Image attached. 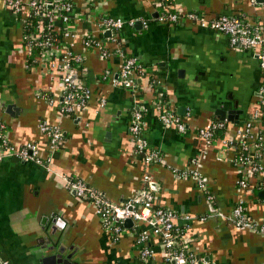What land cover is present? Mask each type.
<instances>
[{
    "label": "crops",
    "instance_id": "0c3cea01",
    "mask_svg": "<svg viewBox=\"0 0 264 264\" xmlns=\"http://www.w3.org/2000/svg\"><path fill=\"white\" fill-rule=\"evenodd\" d=\"M66 24L76 34L73 50L81 56L76 81L86 87L84 107L60 113V74L39 60L23 39L20 17L0 0V118L2 134L10 146L35 142L46 163L17 156L0 159V257L9 264H52V221L64 220L60 240L75 264H166L160 236L149 232L153 255L139 258L136 228H123L115 240L105 230L92 202L67 187L66 178H79L107 199L123 204L142 185L148 172L154 182L155 204L174 212L177 226L187 228L186 245L208 264H264V233L235 227L225 218L237 200L245 202L253 221L264 223V189L254 177L247 189L237 186L241 169L222 133L205 143L196 133L220 112H231L228 133L250 116L257 103L262 72L251 49L229 45L222 33L193 22L157 21L153 0H70ZM180 11L196 10L208 16L235 15L264 31V2L256 0H172ZM125 21L120 30L125 53L136 58V91L116 85L120 57L116 45L104 43L108 54L85 48L81 36L95 33L100 16ZM129 19L146 20L128 24ZM60 29V22H56ZM99 33L97 32V35ZM103 37H108L104 36ZM64 42V41H63ZM62 42V43H63ZM63 45L50 53L59 56ZM134 109L143 113L142 135L161 160L145 165L134 152L129 125ZM171 111L185 121V130L164 127L159 115ZM58 125L62 138L48 149L41 122ZM261 135L264 120L253 127ZM197 168L206 189L178 171ZM211 195L209 202L207 195ZM206 215L205 220H200ZM55 224V223H54ZM140 227L147 228L145 223ZM139 228V227H138ZM60 242V241H58ZM61 243V242H60ZM201 264V263H190Z\"/></svg>",
    "mask_w": 264,
    "mask_h": 264
},
{
    "label": "built area",
    "instance_id": "2783aa9c",
    "mask_svg": "<svg viewBox=\"0 0 264 264\" xmlns=\"http://www.w3.org/2000/svg\"><path fill=\"white\" fill-rule=\"evenodd\" d=\"M5 7L12 13L20 17L23 21L32 16L41 14L46 18L45 32L42 33L40 23L34 25L29 35H23L25 44L30 48L33 44L41 50L39 60L44 65L57 71L60 74L62 102L60 113L68 115L84 107L86 95L89 90L76 81L77 72L81 63V56L73 50L76 34L70 31L66 24L69 20V12L72 9L70 0H3ZM158 9L157 21L161 23H187L193 22L202 27H207L213 31L222 33L228 37L229 45L241 49L253 50L258 66L262 72V82L256 91L257 105L245 119L241 126L235 130L234 136L228 133L227 120H213L204 127L196 130L197 135L207 144L211 143L214 134L219 131L224 137L227 148L235 153V162L241 169V176L236 184L240 188L247 189L251 180L257 177L264 189V149L261 135L254 133L253 127L258 121L264 120V31L260 26L251 23L235 15L208 16L196 10L180 11L173 8L172 0H153ZM60 22V29L56 28V22ZM140 21L143 26L147 25L146 20L129 19L128 24ZM125 21L119 17L109 15L100 16L97 19V29L95 33L87 32L81 36L82 44L85 48H98L102 57H106L108 51L104 43L111 41L117 47L116 53L120 57L118 73L114 84L130 90L132 95L136 91L135 72L139 69L136 58L129 56L123 50L120 37V30ZM106 30L110 31L108 37L102 34ZM97 32L99 33L97 35ZM64 41V42H63ZM63 42V43H62ZM62 44L63 50L56 56L51 50ZM161 124L166 128H175L178 131L185 130V121L180 116L171 111H163L159 115ZM145 125L143 113L140 109H134L129 125V137L134 146V152L142 153V161L145 165L161 160L158 151L150 149L146 139L142 135ZM6 123L0 118V159L6 156H17L21 159H32L40 163L46 161L40 159L39 147L35 142H27L20 147L10 146L2 134ZM38 129L45 134L48 139L49 151L55 149L62 138V131L58 125L41 121ZM181 177L193 178L197 186L206 189L205 181L197 168H184L177 172ZM141 187L133 193L130 199L123 204H117L92 188L79 178H66L67 187L75 192L77 197L92 202L95 206L96 214L100 217L102 225L113 239H117L126 219H131L135 232V242L141 246L139 258L146 260L153 255V249L147 244L149 232L160 236L163 242L162 258L166 264H208L199 253L187 248L185 231L187 228L179 227L175 224V214L173 211L156 205L154 195V182L150 174L146 171L141 176ZM209 202H212L211 195H207ZM220 218H225L235 227L252 229L257 233H264V223H257L249 216L245 202L237 200L231 212L224 215L222 212L215 214ZM207 216L201 215L200 220H205ZM145 223L147 228L140 227ZM55 225L59 228L65 226L62 218L56 217ZM139 227V228H138ZM178 245V248L176 246ZM0 264H9L8 261L0 257Z\"/></svg>",
    "mask_w": 264,
    "mask_h": 264
},
{
    "label": "water",
    "instance_id": "95a60500",
    "mask_svg": "<svg viewBox=\"0 0 264 264\" xmlns=\"http://www.w3.org/2000/svg\"><path fill=\"white\" fill-rule=\"evenodd\" d=\"M58 1V0H55ZM258 2H264V0H256ZM136 24H139L138 22H136ZM104 36H109L110 31L106 30L105 32H103ZM231 112L233 111H229V113L227 115H225V113L223 111L220 112V115L218 118L220 120H225V119H230L229 116H231ZM55 221H52V228L50 230L49 236H53L55 235V232L57 231V236H55V238H52L53 240V244L49 247L50 250L53 251L50 259L52 260V264H75L71 261V254H66V247L64 245V240H60V235L62 232H60V229L57 230V227L55 226ZM124 226L126 228H129L133 223L131 221V219H126L124 222ZM60 241V242H58Z\"/></svg>",
    "mask_w": 264,
    "mask_h": 264
},
{
    "label": "trees",
    "instance_id": "16d2710c",
    "mask_svg": "<svg viewBox=\"0 0 264 264\" xmlns=\"http://www.w3.org/2000/svg\"><path fill=\"white\" fill-rule=\"evenodd\" d=\"M157 9H160L159 7H157ZM24 25H23V35H29L31 33V31L33 30V26L36 25L37 23H40L41 26H42V30L41 32L44 33L45 32V26H46V23H47V20L46 18H44L41 14H38V15H35V16H32L30 18H27L23 21ZM26 42V40H24ZM31 49V52L36 54V55H40L41 53V50L39 48H37L35 45H31L30 48ZM257 105V103H256ZM256 107V106H255ZM254 107V108H255ZM216 120V119H214ZM219 133V131H217L214 136L216 137ZM176 248H178V245L176 246Z\"/></svg>",
    "mask_w": 264,
    "mask_h": 264
}]
</instances>
